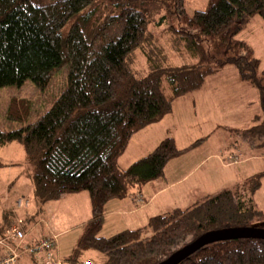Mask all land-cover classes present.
Returning <instances> with one entry per match:
<instances>
[{
    "label": "trees",
    "instance_id": "1",
    "mask_svg": "<svg viewBox=\"0 0 264 264\" xmlns=\"http://www.w3.org/2000/svg\"><path fill=\"white\" fill-rule=\"evenodd\" d=\"M256 16L264 19V0H208L204 10L192 12L185 0H0V87L26 80L43 87L68 65L63 90L35 121H28V100L11 99L7 119L21 127L0 129V149L22 145L38 204L88 193L91 218L77 251L63 258L69 264H82L80 253L89 249L100 254L93 264H158L208 232L264 220L252 197L261 172L154 215L139 228L97 235L106 202L136 194L201 141L180 148L167 136L123 168L118 160L131 137L221 68L233 65L242 81L258 88L263 117L239 133L250 145L264 146V67L253 47L237 38ZM6 220L0 232L10 225ZM28 259L44 264L41 253ZM177 264H264V238L213 242Z\"/></svg>",
    "mask_w": 264,
    "mask_h": 264
},
{
    "label": "rangeland",
    "instance_id": "2",
    "mask_svg": "<svg viewBox=\"0 0 264 264\" xmlns=\"http://www.w3.org/2000/svg\"><path fill=\"white\" fill-rule=\"evenodd\" d=\"M207 2L208 0H185V7L188 12L195 9L204 10L207 7ZM154 31L158 35L160 34L158 29L154 28ZM237 38L245 40L253 47L255 56L259 58L261 66L264 67V19L257 16L250 19ZM67 75L68 65H63L51 73L48 83L43 87L31 80H26L21 86L0 87V129L8 131L21 127L20 123L10 122L7 119L12 98L25 99L30 102L28 121L33 122L45 113L60 95L67 82ZM173 107L172 116L168 117L169 119L161 123L160 126H166L168 129L166 134L173 137L177 144L190 145L196 141L195 138L198 137L196 135L204 137L208 135L207 146L210 151H217V145L227 144V146L234 147L235 153L230 149L228 155L234 154L241 157L239 165L235 167L244 177L243 183L249 177L264 172V146H249L247 150L240 148L241 145L247 143L245 140L247 137L239 133L256 124V117H259L260 120L263 117L261 94L255 85L240 79L239 73L233 65H227L209 75L199 89L176 98ZM257 142L258 140L255 141V143ZM140 149L139 145L132 142V145L126 148L121 163L129 166L133 163L132 157H137V150ZM236 149L243 155L237 154ZM139 154L140 152H138V156ZM0 161L6 162V166L0 168L1 221L3 216L9 215L11 209L14 208L12 201L15 195L24 193L30 196L33 169L27 161L22 145L17 142L7 144L0 149ZM204 168L205 165L196 170V173H202ZM260 179V186L252 197L258 208L264 209V173ZM9 183L13 184L12 188H8ZM55 202V200L48 201L52 207L56 204ZM53 214L56 213L52 208L51 215ZM61 217L63 229L68 230L60 234L57 240L61 241L59 244L62 249L61 255L68 257L77 251L78 241L83 236L85 228L75 225L73 219ZM256 225L257 228L264 229V220ZM80 257H85L86 260L88 259L86 257L99 260L100 254L89 249L81 251Z\"/></svg>",
    "mask_w": 264,
    "mask_h": 264
},
{
    "label": "crops",
    "instance_id": "3",
    "mask_svg": "<svg viewBox=\"0 0 264 264\" xmlns=\"http://www.w3.org/2000/svg\"><path fill=\"white\" fill-rule=\"evenodd\" d=\"M173 109L163 119L144 127L131 137L128 147L132 145V142L141 147L140 150H137V157H132L133 162L147 155L163 137L168 136L166 126L160 125L172 116ZM196 136L198 137L195 140L200 139L201 141L189 151L168 161L161 177L142 185L137 189L136 194L132 196L106 202L103 208V222L99 236L108 237L125 229L139 228L144 226L149 218L154 215L168 212L177 207H187L206 195L243 183L244 177H242L240 170L235 167L239 165V161L230 164L226 160L230 156L228 155L230 149L235 153L234 147L223 144L221 146L217 145V151H210L207 146L209 136ZM176 145L180 148L189 146L188 144L179 145L177 143ZM249 146H258V144L245 143L240 148L247 150ZM236 147L239 148V146ZM236 150L238 151V149ZM138 152H140L139 156ZM186 154L188 156H185ZM237 154L243 155L240 151ZM123 155L124 153L118 161L119 165L125 168L127 167L126 164L121 163ZM0 162L6 164L5 161ZM204 165L203 172L196 173V170ZM12 186L13 184L9 183L8 188H12ZM20 197L29 200L28 207L16 208L15 202ZM55 201L56 204L53 207L48 202L38 204L33 199V186H31L30 196L24 193L15 195L12 201L14 208L11 209L9 215L5 214L8 222H10L9 226L19 223L24 229L27 242L30 243L36 242L44 236H55L57 240L60 234L68 230L63 229L61 216L73 219L75 225L85 228L91 218V204L88 193L82 191L75 194H66ZM52 208L56 214L51 215ZM2 219L0 222L4 221V216ZM9 226L0 232V236L5 234ZM59 227L61 229H57ZM59 244H61V241L57 240L56 255L65 258L61 255L62 249ZM86 258L94 261L91 257ZM19 264H30L28 255L22 256Z\"/></svg>",
    "mask_w": 264,
    "mask_h": 264
},
{
    "label": "built area",
    "instance_id": "4",
    "mask_svg": "<svg viewBox=\"0 0 264 264\" xmlns=\"http://www.w3.org/2000/svg\"><path fill=\"white\" fill-rule=\"evenodd\" d=\"M228 163L234 164L239 161L237 155H230L226 158ZM141 200V199H139ZM29 200L20 197L16 200L15 206L18 209L28 207ZM57 240L55 236H44L36 242H27L24 229L15 223L7 229L0 237V264H19L22 256L43 254L44 264H69L63 258L56 255ZM82 264H93L90 259L84 260Z\"/></svg>",
    "mask_w": 264,
    "mask_h": 264
},
{
    "label": "water",
    "instance_id": "5",
    "mask_svg": "<svg viewBox=\"0 0 264 264\" xmlns=\"http://www.w3.org/2000/svg\"><path fill=\"white\" fill-rule=\"evenodd\" d=\"M250 237L264 238V229L257 227H232L214 230L200 236L197 240L186 245L158 264H177L202 246L213 242Z\"/></svg>",
    "mask_w": 264,
    "mask_h": 264
}]
</instances>
